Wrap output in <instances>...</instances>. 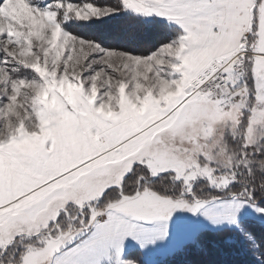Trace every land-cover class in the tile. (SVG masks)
<instances>
[{
	"label": "rangeland",
	"instance_id": "rangeland-1",
	"mask_svg": "<svg viewBox=\"0 0 264 264\" xmlns=\"http://www.w3.org/2000/svg\"><path fill=\"white\" fill-rule=\"evenodd\" d=\"M254 2V35L245 33L232 52L204 66L208 46L221 30L207 29L205 22L223 25L225 10H220L219 20L210 16L188 19L186 34L174 31L169 41L142 54L107 48L65 27L73 19L99 21L118 10L88 20L74 13L66 19V8L47 13L42 11L46 7L29 0H5L0 6V205L10 201L42 204L43 211L55 213L68 200H87L102 183L118 181L131 159L154 140L167 139L180 130L195 137L205 126L208 131L215 127L217 141L222 140L233 127L228 121L239 112L228 107L235 93L226 82L246 77L251 85L256 74L257 87L264 88V44H257L264 41V5ZM88 4L93 3L65 6ZM245 47L254 53L231 59ZM103 49L114 50L115 59ZM224 66L228 76L219 92L203 91L187 99L193 79ZM249 84L247 89L238 87L236 93L246 98ZM6 95L14 99L5 101ZM260 118L264 119V113ZM249 218L264 222L252 209L242 220ZM127 252L122 253L124 259ZM144 259L154 264L159 257L144 254Z\"/></svg>",
	"mask_w": 264,
	"mask_h": 264
},
{
	"label": "snow or ice",
	"instance_id": "snow-or-ice-1",
	"mask_svg": "<svg viewBox=\"0 0 264 264\" xmlns=\"http://www.w3.org/2000/svg\"><path fill=\"white\" fill-rule=\"evenodd\" d=\"M4 2L0 0V6ZM257 5H264V0H257ZM46 6L42 11L66 8V19L74 13L81 20L118 10L93 4L66 7L63 0ZM120 7L144 17H163L186 34L188 19L210 16L219 20L229 0H120ZM205 23L212 31L223 27ZM103 51L115 59L114 50ZM223 75L227 77L228 72ZM214 83L225 81L217 74ZM226 83L235 93L228 107L239 112L228 121L233 127L222 140L217 141L215 127L208 131L207 126L195 137L180 130L167 139L154 140L131 159L118 181L102 183L87 200H68L55 213L43 211L42 204L10 201L0 205V264H139L122 256L129 241L142 249L163 245L165 255L174 256L205 248L210 242L206 234L231 242L233 230L251 241L255 264H264V237L258 239L242 221L248 209L264 217V119L260 118L264 88L257 87L253 74V87L242 98L235 90L241 85L248 88L246 77Z\"/></svg>",
	"mask_w": 264,
	"mask_h": 264
},
{
	"label": "trees",
	"instance_id": "trees-1",
	"mask_svg": "<svg viewBox=\"0 0 264 264\" xmlns=\"http://www.w3.org/2000/svg\"><path fill=\"white\" fill-rule=\"evenodd\" d=\"M29 1L38 7H47L46 4L52 2V0ZM81 1L118 9L119 12L99 21L83 22L73 19L65 24L68 31L94 39L107 48L145 54L169 41L174 31L176 33L178 30L181 33L177 26L157 17L146 19L135 13L122 11L120 0H63L64 5ZM254 25L257 26L256 23ZM254 25L250 36L255 33ZM111 38H116L115 42L110 41ZM121 39H125V42ZM250 86L252 89L253 85ZM237 148L239 151L238 145ZM242 221L245 229L252 232L258 239L264 237V222L252 218ZM230 235L232 241L227 242L212 234H206L210 242L205 248L180 252L174 256L163 255L154 264H255L251 241L244 239L235 230ZM126 257L129 260L138 261L139 264H147L140 248L129 249Z\"/></svg>",
	"mask_w": 264,
	"mask_h": 264
},
{
	"label": "crops",
	"instance_id": "crops-1",
	"mask_svg": "<svg viewBox=\"0 0 264 264\" xmlns=\"http://www.w3.org/2000/svg\"><path fill=\"white\" fill-rule=\"evenodd\" d=\"M254 1L255 0H229V8L225 10L223 27L221 28L217 37L214 39L212 45L208 46L210 48H208V51H206V58L202 63L203 65H206L208 61L213 58L223 57L224 55L232 52L237 46L240 45L242 36L245 33L246 35H248L250 32H252L254 23H256L257 25V20L253 22L252 19V9L255 7ZM257 44L259 46H262L264 44V41H261L260 44ZM250 45L253 46V43H251ZM253 47L255 48L256 46ZM135 247L140 248L143 251V254H147L150 256L160 257L165 255L163 245H157L148 249H142L134 241H129L125 245L123 254L129 249ZM126 260L129 259H127L126 257Z\"/></svg>",
	"mask_w": 264,
	"mask_h": 264
},
{
	"label": "built area",
	"instance_id": "built-area-1",
	"mask_svg": "<svg viewBox=\"0 0 264 264\" xmlns=\"http://www.w3.org/2000/svg\"><path fill=\"white\" fill-rule=\"evenodd\" d=\"M254 51L247 48V52L243 50L238 51L234 56H232L231 59H240L244 58L246 55L253 54ZM225 66L221 68L222 70H218L215 73H212L211 71L205 72L204 75L197 77L196 79H193L191 82V91L187 94V99L195 96L197 93H203V91L211 92L210 90L221 88L220 86H224V84H218L214 83L217 80V74H219V79L222 81H225L223 70ZM217 70V68H215ZM215 70V71H216Z\"/></svg>",
	"mask_w": 264,
	"mask_h": 264
}]
</instances>
